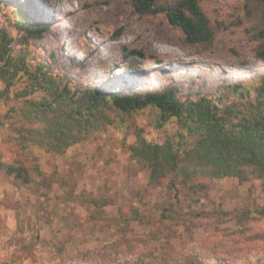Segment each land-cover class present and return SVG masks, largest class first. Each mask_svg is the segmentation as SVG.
I'll use <instances>...</instances> for the list:
<instances>
[{"label": "rangeland", "instance_id": "1", "mask_svg": "<svg viewBox=\"0 0 264 264\" xmlns=\"http://www.w3.org/2000/svg\"><path fill=\"white\" fill-rule=\"evenodd\" d=\"M58 3L0 0V27L22 39L30 60L51 63L74 86L206 92L264 73L245 0H200L216 31L208 49L187 44L163 13H135L130 0H75L54 8ZM99 9L102 15L91 18ZM15 10L42 28L38 36L23 37ZM52 32L69 51L59 49ZM6 109L0 100V264H264V184L255 175L201 177L197 190L171 186L168 177L150 187L122 144L133 141L132 128L109 125L58 155L21 148L3 123ZM151 117L145 109L132 120L152 142L172 135L173 122L155 128Z\"/></svg>", "mask_w": 264, "mask_h": 264}, {"label": "trees", "instance_id": "2", "mask_svg": "<svg viewBox=\"0 0 264 264\" xmlns=\"http://www.w3.org/2000/svg\"><path fill=\"white\" fill-rule=\"evenodd\" d=\"M130 1L139 15L163 13L187 44L207 49L213 45L216 31L200 0H179L174 6L158 5L156 0ZM245 10L252 19L249 36L258 42L255 57L264 60V0H245ZM13 12L21 19L15 27L26 40L28 35H39L42 28L30 15ZM21 40L0 27V100L7 107L3 123L10 125L21 148L29 144L61 155L109 125H126L133 129L134 139L122 144L144 168L150 187L159 186L165 177L171 186L178 182L193 190L202 188L203 182H197L201 177L242 181L255 175L264 184V73L218 84L214 91L182 93L164 87L106 93L74 86L53 71L51 63L30 60L32 52ZM20 41L19 47L13 46ZM145 109L155 128L173 122L172 135L161 142L149 140L132 120ZM245 214L237 215V223L243 222Z\"/></svg>", "mask_w": 264, "mask_h": 264}, {"label": "bare ground", "instance_id": "3", "mask_svg": "<svg viewBox=\"0 0 264 264\" xmlns=\"http://www.w3.org/2000/svg\"><path fill=\"white\" fill-rule=\"evenodd\" d=\"M49 1H51V2H54V1H58V0H49ZM60 1V3H58V4H52L53 5V7L54 8H60V7H66L67 8V5L68 4H70V2L71 1H75V0H59ZM74 3V2H73ZM66 11V10H65ZM102 13H103V11L102 10H94L93 12H92V14H91V18H93L92 16H95V17H99V16H101L102 15ZM107 14V13H106ZM52 19H56V18H54V15H52L51 16V20ZM92 20V19H91ZM80 22V21H79ZM53 33V40L54 41H56L57 42V46L59 47V49L61 50V49H65V50H68L69 51V49L70 48H68V47H66L65 45H64V43L60 40L59 41V39H58V37L56 36V34H55V32H52ZM88 40V39H87ZM67 58H71V59H73L74 58V56L72 55V54H68L67 55ZM86 65H88V64H86ZM155 65V62H150L149 64H148V66H154ZM89 66V65H88ZM86 67V66H85Z\"/></svg>", "mask_w": 264, "mask_h": 264}]
</instances>
